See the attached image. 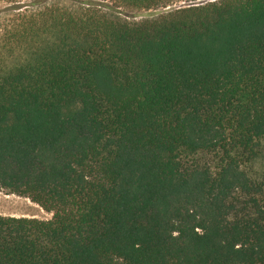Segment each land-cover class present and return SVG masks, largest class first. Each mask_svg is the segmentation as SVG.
<instances>
[{"label":"trees","instance_id":"16d2710c","mask_svg":"<svg viewBox=\"0 0 264 264\" xmlns=\"http://www.w3.org/2000/svg\"><path fill=\"white\" fill-rule=\"evenodd\" d=\"M0 1V264H264V0Z\"/></svg>","mask_w":264,"mask_h":264},{"label":"rangeland","instance_id":"374dc122","mask_svg":"<svg viewBox=\"0 0 264 264\" xmlns=\"http://www.w3.org/2000/svg\"><path fill=\"white\" fill-rule=\"evenodd\" d=\"M0 1V7L2 6ZM0 215L5 216H24L38 219H49L50 212H46L28 198L19 196L0 189Z\"/></svg>","mask_w":264,"mask_h":264}]
</instances>
